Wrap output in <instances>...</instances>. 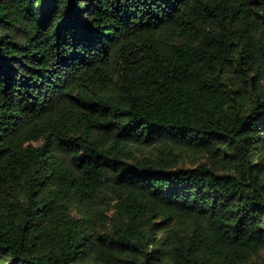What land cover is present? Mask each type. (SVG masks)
<instances>
[{
  "label": "trees",
  "instance_id": "1",
  "mask_svg": "<svg viewBox=\"0 0 264 264\" xmlns=\"http://www.w3.org/2000/svg\"><path fill=\"white\" fill-rule=\"evenodd\" d=\"M264 0H0V264H264Z\"/></svg>",
  "mask_w": 264,
  "mask_h": 264
},
{
  "label": "rangeland",
  "instance_id": "2",
  "mask_svg": "<svg viewBox=\"0 0 264 264\" xmlns=\"http://www.w3.org/2000/svg\"><path fill=\"white\" fill-rule=\"evenodd\" d=\"M262 255L264 256V252L262 253Z\"/></svg>",
  "mask_w": 264,
  "mask_h": 264
}]
</instances>
